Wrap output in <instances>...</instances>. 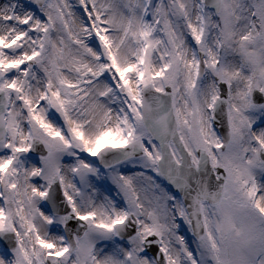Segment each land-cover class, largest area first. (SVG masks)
Returning <instances> with one entry per match:
<instances>
[{"label":"snow or ice","instance_id":"obj_1","mask_svg":"<svg viewBox=\"0 0 264 264\" xmlns=\"http://www.w3.org/2000/svg\"><path fill=\"white\" fill-rule=\"evenodd\" d=\"M0 264H264V0H0Z\"/></svg>","mask_w":264,"mask_h":264}]
</instances>
